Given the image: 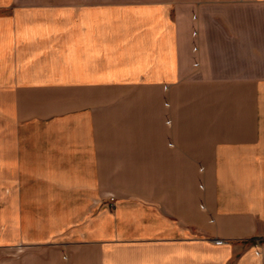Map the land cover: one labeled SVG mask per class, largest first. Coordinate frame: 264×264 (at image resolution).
Here are the masks:
<instances>
[{
    "label": "crops",
    "instance_id": "0c3cea01",
    "mask_svg": "<svg viewBox=\"0 0 264 264\" xmlns=\"http://www.w3.org/2000/svg\"><path fill=\"white\" fill-rule=\"evenodd\" d=\"M0 264H264V0H0Z\"/></svg>",
    "mask_w": 264,
    "mask_h": 264
},
{
    "label": "built area",
    "instance_id": "2783aa9c",
    "mask_svg": "<svg viewBox=\"0 0 264 264\" xmlns=\"http://www.w3.org/2000/svg\"><path fill=\"white\" fill-rule=\"evenodd\" d=\"M222 242H223V240H218V241H217V243H222Z\"/></svg>",
    "mask_w": 264,
    "mask_h": 264
}]
</instances>
